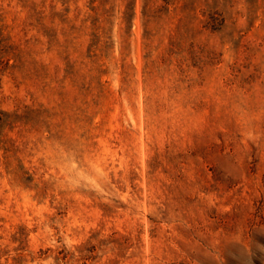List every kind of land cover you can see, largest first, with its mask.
<instances>
[{
	"label": "rangeland",
	"instance_id": "rangeland-1",
	"mask_svg": "<svg viewBox=\"0 0 264 264\" xmlns=\"http://www.w3.org/2000/svg\"><path fill=\"white\" fill-rule=\"evenodd\" d=\"M0 264H264V0H0Z\"/></svg>",
	"mask_w": 264,
	"mask_h": 264
}]
</instances>
